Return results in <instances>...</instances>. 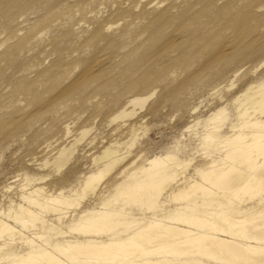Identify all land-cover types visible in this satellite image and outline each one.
<instances>
[{"label": "rangeland", "instance_id": "obj_1", "mask_svg": "<svg viewBox=\"0 0 264 264\" xmlns=\"http://www.w3.org/2000/svg\"><path fill=\"white\" fill-rule=\"evenodd\" d=\"M174 1L177 5L171 10L172 13L177 14L184 10L185 4L183 5L182 0ZM223 1L217 0V4ZM241 1L244 2L238 0V3ZM3 2L0 4V218L16 229L19 228L26 239H20L16 235L11 243H4L0 237V257L3 258L0 264H27L20 259L14 260L13 256L26 255L32 248L44 247L52 250L47 235L50 236L49 233H54L56 229L48 230L45 222H35L31 228H22L7 217L8 213L13 215L12 212H19V205H28L20 198L23 187H30V190L24 189L27 192L34 187H44L46 194L52 196L64 189L61 199L73 195V206L70 204V207L41 200L43 202L40 208L39 199L34 193L32 203L28 205L34 213L43 216L46 222L52 223L57 229L67 231L66 237L57 239L64 246L77 241L86 242L85 239L96 242L100 238L105 239L108 233L119 234L120 225L123 226L122 229L129 228L137 224L141 217L150 218L153 215L150 205L157 206V214L185 206L184 199L174 200V193L170 192L177 185L178 179L183 178L181 175L209 187L210 194L218 191L209 186L208 181L202 180L201 174H196L192 167L204 158L211 161L212 166L224 157L229 147L227 143H222L220 139L206 143L203 137L207 129L212 127L210 118L216 112H220L224 117L228 116L223 120L221 135L234 132L231 124L236 125L235 130L239 129L237 107L244 102L248 90L251 92L264 88V43H257L255 51L253 49L246 53L243 60L232 61L225 66L217 63L207 64L210 58L208 54L204 56L197 44L190 46L189 43L188 50L193 62L187 61L175 71L167 68L165 81L153 79V75V80L147 88L134 92L124 87L140 73L156 66L152 62L153 56L161 58L156 45L153 47L147 38L149 30L145 26L148 25L149 17L139 14L143 8L149 9L154 4L163 9L168 5V0H155L154 4L150 0ZM252 6L258 13L264 12V5H258V2H254ZM96 29L100 30L95 35L92 32ZM199 30H203V25H200ZM260 31L263 32V27ZM184 34H187L186 30H180L179 38H185ZM136 44L141 45L137 47ZM197 49L199 54L196 53ZM140 50H147L151 59L139 65V69L137 66L132 69L130 62L137 57ZM179 53L180 50L175 48L171 50L170 55L175 57ZM187 63L189 64L186 65ZM55 66L58 67L62 79L55 88L50 87L44 91L42 89L49 83L46 81L40 84L39 79L43 78L38 76L42 69ZM88 66L93 68L92 70L96 69L91 74L101 71L105 78H111L123 69H128L131 76L127 79L119 76L110 79L108 86L111 88L108 92L101 87L90 85L81 87L80 91L68 92L65 96L59 94L62 89L72 84V81L88 78L91 75H88L85 69ZM82 73L86 76H81ZM198 73L206 75V80L199 82L193 78ZM18 81L24 82V88L17 90ZM183 81L185 87L175 92L174 89ZM261 85L263 87H258ZM116 95L118 100L114 101ZM140 96L149 97L142 106L134 105L133 99ZM179 99L184 101L179 103ZM46 107L47 110L42 109ZM16 108L19 110L13 111ZM121 110L129 112L130 115L119 117L117 113ZM225 120L227 121L224 122ZM108 147L117 149L115 155L121 158L102 173V181L98 184L104 186L108 183V186L100 193L101 196L98 187L84 193L87 195L82 194L85 178L103 167L102 159H94ZM163 154L176 156L180 166H172L161 180L151 182L141 191L132 188L128 196L121 194L107 207L102 206L101 203L115 193L114 183L117 180L128 173V178L125 179L128 182L141 179L143 175L139 168L146 167L149 160L155 156H165ZM210 166L208 165V168ZM262 197L263 195H260L256 200ZM184 198L191 206L201 204L202 190H196L195 195L188 192ZM164 200L167 202L164 203ZM233 201L236 204L227 205L226 201L214 198L211 208L223 204L227 205L229 210L233 209L235 215H240L252 212L255 203L248 194L239 202L235 199ZM52 205L63 210L55 212L51 209ZM102 209L119 213L109 220V226L105 229L108 233L100 237L84 238L74 231H68V226L82 213ZM216 220L222 222L220 219ZM26 240L34 242L27 243ZM70 250L74 251L71 248ZM203 262L222 264L207 259H203Z\"/></svg>", "mask_w": 264, "mask_h": 264}, {"label": "bare ground", "instance_id": "obj_2", "mask_svg": "<svg viewBox=\"0 0 264 264\" xmlns=\"http://www.w3.org/2000/svg\"><path fill=\"white\" fill-rule=\"evenodd\" d=\"M3 1L6 0H0V4L4 3ZM150 1L153 3L155 0ZM243 1L239 4L238 0H224L220 4H217V0H182L185 8L183 7L184 10L182 9L177 14L171 11L176 4L174 0H168V5L166 7L164 6L165 8L163 9H159L154 3L153 6L150 3L151 7L149 9L143 8L141 14H138L149 17L148 25H144L149 30L147 31V38L153 47L156 45L161 58L153 56L152 62L156 66L140 73L131 82L127 83V87L124 88L139 92L147 88L154 78L165 81L167 68L175 71L176 68L181 67L187 61L193 62L191 53H189L190 50H188L189 43L191 44L190 46L197 44L198 49L200 51L202 50L204 56L208 54L210 58H208L207 64L217 63L225 66L232 61L243 60L246 53L251 52L253 49L255 51V47L258 45L257 43L261 42V45L264 43V12L258 13L252 6L254 2H258V5L259 3L264 5V0ZM200 25H203V30H199ZM262 27L263 32L260 31ZM182 29L186 30L187 34H184L185 38L181 39L178 34ZM99 30L96 29L92 33L96 35ZM140 45L136 44L137 47ZM185 45L187 47H184ZM175 48L179 49L180 53L178 56L173 57L170 55V52ZM198 49L196 51V53L198 52L197 54H199ZM138 52L137 57L130 62L132 69L136 66L139 69V65L151 59L147 50H140ZM88 67H85L88 75L96 70H92L93 68L91 67L89 69ZM49 72L50 74H48ZM81 76L84 77L86 74L82 73ZM116 76L127 79L131 74L128 69H123L113 77ZM38 77L43 78L39 79L40 84L46 81L49 83L45 87L46 90L42 89L44 91H47L50 87L55 88L60 82V79H62V75L56 66L50 69H42ZM113 77L105 78V75L101 71L92 73L88 78L82 79V81H72V84L62 89L59 94L65 96L68 92L80 91L81 87L85 88L90 85L101 87L102 90L108 92L111 88H109L108 83H110L109 80ZM193 78L202 82L206 80L207 76L198 73ZM17 83V90L24 88V82L21 83L18 81ZM185 85V81L180 82L174 91H181ZM257 89L255 91L252 90L253 92H249L248 90L246 95L244 93L246 96L244 102L239 106L237 105V115L240 119L237 125L239 132L235 130V128L237 129L236 125L231 124V129L234 132L228 135H221L220 129L223 126V120L228 116L224 117L220 112H216L210 118L213 125L210 129H207L208 131L204 135L203 140L209 142L220 139L222 143H227L229 147L219 163L210 166L212 162L204 158L198 160L192 169L196 174H201L202 180L208 181V185H211L218 191L210 194L208 192L209 187H204L197 180L180 174L183 178L181 180L179 178V181L176 180L177 185L170 192L174 193V200L184 199L186 201L185 206L183 205L180 208L174 206L175 208L170 209L168 212H160V214H157V206L153 207L150 205L151 209H153V215L150 218L146 219L145 217H141L137 224L129 228L122 229L123 226L120 225L119 234L108 233L105 230L109 226V220L113 216L119 215V213L116 211L108 212L103 209L99 211H87L79 215L75 222L68 226V231H74L84 238L89 236L100 237L102 234L108 233L105 235L106 238H100L96 242H90L89 239H85L86 242L77 241L67 244L68 246H64L57 239L66 237L67 231L57 229L58 227L52 223L46 222L43 216L34 213L29 209L28 205L32 203V194L34 193L39 199V207L43 201L45 203L47 201H49L48 203L56 202V205L64 204L70 207V204L73 206V195H69V197L63 196L64 198L61 199V194L64 189H61L62 192L60 190V193H57L56 196H52L51 194H46L44 187H34L30 192L24 190H27L28 187H23L20 198L26 201L28 205H19V212H15V214L12 212L13 215L8 213L7 217L11 218L15 223L20 224L22 228H31L35 222L39 224L45 222L48 230L56 229V231L49 233L50 236L47 235L52 250L44 247L39 249L32 248L26 255H21L20 257L15 255L13 259H20L21 262H26L27 264H206L203 262V259L222 264H264V88ZM120 90L118 94H120ZM148 97H135L131 101L134 105L142 106ZM57 100L59 101L60 99ZM113 100H118V95ZM178 101L180 103L184 100L179 99ZM48 107L51 106L48 105ZM48 107L42 109L47 110ZM17 110L19 109L16 108L13 111ZM117 114L123 118H125V115H130L129 112L124 110H121ZM118 130L117 132H119ZM115 153H117V149L108 147L100 156L94 159H102L104 161L103 167L97 173L91 172L86 178L84 177L85 182L82 194L87 193L89 190H96L97 187L99 188V195L103 193L108 183L104 186L102 184L99 186L98 183L103 175V171H107L109 167L111 168V166L121 159L117 158ZM178 165V159L172 154H167L163 157H153L149 160L146 167L140 166L142 168H139V170L141 169L140 172L143 175L141 179L134 180L133 182L129 180L128 182L125 180L128 178V173L117 180L114 183L116 185L115 193L113 192L114 194L110 199L104 200L101 203L102 206L107 207L111 201L113 202L121 194H127L128 196L132 188L141 191V189L148 187L151 182L161 180L162 176L166 175L172 166ZM208 165L210 166L209 168ZM28 190H30V187ZM196 190H202L203 200L201 204L191 206L184 196L188 192H192V195H195ZM94 194L96 195L97 193ZM156 194L158 195V191ZM246 194H248L250 199L255 200L252 212L235 215L233 209L229 210L226 207L227 205H233L235 203L233 199L239 202ZM260 195H263V197L260 200H256V197ZM214 198L226 201L227 205L218 204V207L212 209L211 201ZM165 202L167 201L164 200ZM74 206H76V203ZM51 209L55 212L63 210V208L60 209L58 206L53 205ZM1 215L3 216V214ZM216 219H220L222 222ZM140 221L142 224H140ZM18 229L0 218V237L3 238L4 243H11L13 237L16 235L20 239H26L20 229ZM5 236L6 238H4ZM5 239H8V241H5ZM28 241L34 242L32 240ZM28 241L27 243H29ZM70 248L74 251L70 250ZM56 253L60 255L58 256ZM189 258L192 259L189 260ZM2 259L0 257V260Z\"/></svg>", "mask_w": 264, "mask_h": 264}]
</instances>
